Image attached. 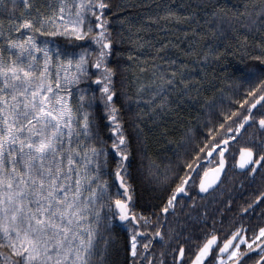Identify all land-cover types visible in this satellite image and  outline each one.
I'll list each match as a JSON object with an SVG mask.
<instances>
[{"label":"snow or ice","instance_id":"1","mask_svg":"<svg viewBox=\"0 0 264 264\" xmlns=\"http://www.w3.org/2000/svg\"><path fill=\"white\" fill-rule=\"evenodd\" d=\"M164 9V17L179 20L167 5ZM255 11L256 20L245 18L264 26V7ZM111 12L109 0H57L47 12L32 0H0V16L8 21L6 28L0 22V264H104L103 233L117 222L130 225L126 259L153 264L147 254L152 236L161 237L158 225L175 212L181 197L195 204L192 193L219 187L230 164L251 179L264 178V78L258 77L230 110H214L216 101L201 108L214 110L208 115L215 123L205 120L199 146L180 165L184 174H177L174 186L165 184L158 211L151 213L157 217L154 232L146 235L150 216L134 210L135 187L129 183L133 136L139 140V131H126V93L118 82L122 67L119 61L112 66L121 44H127L125 63L132 64L143 55L136 52L143 41L139 30L135 38L131 33L114 38L106 15ZM37 36H63L65 43ZM162 47L150 66L158 81L150 89L151 103L159 101L161 108L179 104L190 89L200 87L187 83L200 73L165 58ZM215 51H204L200 65ZM256 75L249 72L245 78ZM249 128L258 134L241 143ZM210 161L214 166L205 167ZM255 200L264 203V192ZM241 213L247 215L248 208ZM194 228L199 229L195 240L188 237L187 249L177 244L170 264H264V223L237 222L225 232L210 214ZM138 237L143 238L139 250Z\"/></svg>","mask_w":264,"mask_h":264},{"label":"trees","instance_id":"2","mask_svg":"<svg viewBox=\"0 0 264 264\" xmlns=\"http://www.w3.org/2000/svg\"><path fill=\"white\" fill-rule=\"evenodd\" d=\"M32 2L42 12H47L49 3L55 5L57 0ZM164 5L174 11L179 20L164 17ZM109 6L112 12L106 15L113 37L119 39L131 33L135 38L134 34L139 30L143 41L136 48V52H142L143 55L132 64L125 63L127 44H121L117 50L121 54L112 57V66L115 67V62L119 61L122 67L118 82L123 81V91L126 93L122 97L126 131H139V140L133 136L132 177L129 178V183L135 187L134 210L146 217L150 216V221L154 223L157 217L151 216V213L158 211L156 205L165 193V184L174 186L179 178L177 174H184L180 165L199 146L202 139L199 130L205 120L215 123L208 112L230 110L233 104L243 99L246 88L253 86L258 77L264 78L259 76L264 71V26L259 21L249 23L245 18L251 15L256 20L255 10L264 7V0H109ZM22 8L20 4L17 13ZM212 12H216L217 16L212 17ZM237 12L244 16H234ZM149 17H157V21L153 22ZM0 22L7 27L6 15L0 16ZM213 23H217L218 28H214ZM193 36L195 41L192 40ZM37 38L53 41L57 45L65 43L63 36ZM192 44L193 50L189 52ZM161 45L165 58L174 60L178 66L183 64L186 70L200 73L187 79L189 84H199L198 89H190L179 104H169L163 108L159 101L155 105L151 103L154 97L150 90L158 83L152 78L150 66L154 59L153 53ZM209 48L216 51L209 57L207 64L201 66L199 56ZM145 65L148 67L141 71ZM249 72L257 75L246 79ZM172 95L176 96L177 93ZM211 101H216V109L202 112L201 108H206ZM158 108L161 110L157 111ZM161 176L166 179L158 182ZM185 214L183 212L181 217ZM177 219L181 220L179 215ZM180 220L172 224L170 229L164 228L162 238L153 244L152 248L159 249L160 255L172 257V253L167 254L166 250L174 247L172 232L180 231L179 225L184 223ZM128 227V223L117 222L116 227L104 231L105 240L101 241L104 264H132L130 259H126L129 256L126 251ZM150 227L149 223L148 230L153 232L154 229Z\"/></svg>","mask_w":264,"mask_h":264},{"label":"flooded vegetation","instance_id":"3","mask_svg":"<svg viewBox=\"0 0 264 264\" xmlns=\"http://www.w3.org/2000/svg\"><path fill=\"white\" fill-rule=\"evenodd\" d=\"M253 134H258L257 130L255 128H250L246 136L241 138V143L250 140ZM213 166L214 161L205 164V167L208 168ZM221 179L223 182L220 183L218 181L219 187L214 186V190L201 193L200 195L192 193L195 198V204H193L191 200H186L184 197H181L175 212L167 215L166 219H161V223L158 225L161 230V237L152 236L150 247L147 252V254L151 256L153 264H170L171 262L172 257L167 258L166 256L160 255V250L153 249L152 246L155 241L162 238V230L164 228L170 229L172 224L180 220L177 219V215L180 216V221L184 223L179 225L180 231L172 232L174 247L167 249V254H171L177 244L185 243L189 236H191L194 241V233L199 231V229L194 228V225L199 224L201 220L205 217H209L210 214L214 216L217 227L223 228L225 232L233 228L237 222H242L249 227L264 223V215H262V213H264V203L255 200L257 195L264 192V178L257 175L255 179H251L243 170L230 164V166H227L226 174L222 173ZM249 205H251L250 208ZM183 208H185L184 211H181ZM244 208H248L247 215L241 213V209ZM183 212L186 214L181 217ZM154 223H156V221ZM125 224H127V222ZM150 224H153V222L150 221ZM153 232H149L148 230L146 235L151 236ZM142 243L143 238L138 237V249ZM187 247L188 244L185 243V248L187 249ZM142 259L143 258L138 257V264H141ZM143 264H147L146 259H144Z\"/></svg>","mask_w":264,"mask_h":264},{"label":"water","instance_id":"4","mask_svg":"<svg viewBox=\"0 0 264 264\" xmlns=\"http://www.w3.org/2000/svg\"><path fill=\"white\" fill-rule=\"evenodd\" d=\"M120 223L125 224L126 222H120Z\"/></svg>","mask_w":264,"mask_h":264},{"label":"rangeland","instance_id":"5","mask_svg":"<svg viewBox=\"0 0 264 264\" xmlns=\"http://www.w3.org/2000/svg\"><path fill=\"white\" fill-rule=\"evenodd\" d=\"M6 28V27H5ZM38 39V38H37ZM39 40V39H38Z\"/></svg>","mask_w":264,"mask_h":264}]
</instances>
